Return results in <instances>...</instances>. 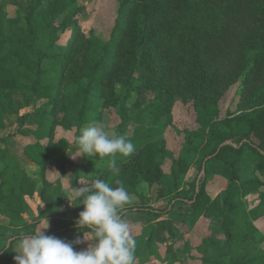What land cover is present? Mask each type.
<instances>
[{
  "label": "trees",
  "instance_id": "obj_1",
  "mask_svg": "<svg viewBox=\"0 0 264 264\" xmlns=\"http://www.w3.org/2000/svg\"><path fill=\"white\" fill-rule=\"evenodd\" d=\"M86 1L11 0L21 14L8 18L6 0H0V132L13 116L23 124L18 115L22 103L14 93L32 92L46 99L37 111L41 128L23 130L35 142L11 148L0 134V211L9 216L20 211L2 203L20 201L3 184L12 171L25 177L14 163L21 156L40 168V197L46 214H52L61 193L55 197L49 192L53 183L44 177L49 148L42 138L50 142L58 125L79 130L86 123H101L109 131L106 121L113 111L118 117L114 131L131 140L134 152L117 154V173L110 168L111 157L86 154L74 167L75 178L85 179L83 184L98 178L113 187L122 183L130 200L137 202L127 204L122 216L142 213L144 225L172 209V201L188 199L192 207L203 196L208 201L210 184L223 180L227 188L211 210L223 215L221 225L230 243L238 238L254 246L215 264H264V253L253 252L261 236L252 223L264 210V0H115L116 16L107 33L83 30L80 16ZM135 77L139 92L151 89L155 95L145 107L136 102L132 109L125 99ZM236 83L237 114L221 116L220 97ZM178 100L192 105L197 127L184 130L176 155L167 147L164 132ZM239 123L248 129L239 132ZM198 130L205 132L204 140ZM194 163L198 192L194 188L191 196H181ZM212 165L220 171H212ZM142 180L158 196L172 195L169 205L150 207L149 197L137 188ZM231 214H238L241 222ZM155 228L151 225L149 242ZM76 230L71 223L53 227L47 235L60 238ZM12 236L10 246L0 249V264L14 262Z\"/></svg>",
  "mask_w": 264,
  "mask_h": 264
},
{
  "label": "rangeland",
  "instance_id": "obj_2",
  "mask_svg": "<svg viewBox=\"0 0 264 264\" xmlns=\"http://www.w3.org/2000/svg\"><path fill=\"white\" fill-rule=\"evenodd\" d=\"M116 8L117 2L115 0L86 1L85 10L80 16L83 30L97 32L100 28L105 33L109 32L116 16ZM4 11L8 18L21 14V11L11 0H6ZM133 82L134 86L127 90L125 103L132 109H136V102L141 107H145L153 99L155 91L145 89L139 92L137 88L138 78L135 77ZM238 85L239 83L230 86L220 97L221 116L237 114L236 91ZM13 96L22 103L18 115L23 117V124H21L22 121L17 119V116H13L9 121L11 125L0 132L2 136H6V145L11 148L17 147V144L25 145L36 141L33 135H28L23 130L36 131L41 128L37 111L44 107L46 101L42 97L33 95L32 92L23 93L18 91ZM24 99L25 104L23 105ZM172 116V123L166 127L164 133L167 147L177 155L183 141L184 130L186 128H196L197 124L194 121V109L189 102L176 101L172 107ZM117 122L118 117L112 111L108 121H106L110 134L114 131ZM87 125L90 124L86 123L80 129ZM247 129L248 126L245 123H239L237 127L239 132H244ZM79 130L76 128L64 129L58 125L55 127L54 136L50 142L46 137L41 140V143L48 145L49 148V159L44 169V177L53 183L49 187V192L55 197H58V194L61 193V197L54 204L50 215L46 214L45 205L40 197L42 186L41 176L39 175L40 168L31 162L25 161L21 156H17L14 163L25 174V177L22 178L21 174L12 171L3 187L12 191L20 198V201L13 203L14 201L9 202L10 199L4 200L2 205L11 207L14 211H20L18 214L13 213L11 216L2 210L0 211V249L13 237L12 235L15 236L13 243V248H15L21 237L20 234L39 232L42 227L46 226V222L47 228L42 229L45 234L53 227L74 223L82 209L80 205L71 206L66 198L70 196L72 189L78 186L77 184L82 185L85 182L83 178H75L74 172L75 165L80 163L84 157L75 155L77 148L74 145L73 137L79 135ZM198 136L200 140H204L205 132L198 130ZM166 164L169 165L170 162L167 161ZM197 164L194 163L187 171L180 188L181 196H191L194 188L196 191L194 185L198 174ZM211 169L214 172L220 171L214 165ZM137 188L140 193L149 197L147 204L152 208H165L172 200V195L158 196L154 187L146 181L142 180ZM226 188L227 185L223 180L215 179L209 186L211 197L208 201L203 196L196 207H192L188 199L185 202L182 200L172 201V209L154 217L152 219L154 221L146 225L143 224L144 214L127 212L123 218L132 226V235L137 240L135 264H215V262L221 260L230 261L233 256L248 252L254 246L253 242L251 240L242 242L238 238H234L230 243L226 238L225 231L222 229L223 215L217 210H211L214 208L213 204L216 200L220 199L221 201L222 193ZM133 203L136 204L137 202L130 200L127 206ZM250 206H252V203L248 202V207ZM231 217L233 220L241 222L238 214H231ZM252 220L257 228L258 236H261V241L255 245L257 250L253 249V252L261 251L264 253V210H260L258 216ZM151 225H155L156 228L152 234V241L149 242ZM80 236L81 233L76 230L74 232H63L60 238L71 242ZM87 244L88 241H83L78 245L74 244L73 247L74 250H78L80 247L84 249ZM172 253L178 256L177 259L172 258ZM10 264H15V261Z\"/></svg>",
  "mask_w": 264,
  "mask_h": 264
},
{
  "label": "clouds",
  "instance_id": "obj_3",
  "mask_svg": "<svg viewBox=\"0 0 264 264\" xmlns=\"http://www.w3.org/2000/svg\"><path fill=\"white\" fill-rule=\"evenodd\" d=\"M75 155L111 157L110 168L119 171L117 154L125 157L134 152V145L124 135L105 130L101 123L87 125L73 137ZM73 155V156H75ZM66 198L73 207L82 205L74 220L81 236L71 242L39 232L23 235L13 249L15 264H135L137 240L132 226L123 218L121 210L130 202L124 185L113 187L103 179L90 184H77ZM89 229L86 235L80 229ZM88 241L86 248L74 250L73 245Z\"/></svg>",
  "mask_w": 264,
  "mask_h": 264
},
{
  "label": "water",
  "instance_id": "obj_4",
  "mask_svg": "<svg viewBox=\"0 0 264 264\" xmlns=\"http://www.w3.org/2000/svg\"><path fill=\"white\" fill-rule=\"evenodd\" d=\"M202 172H204V168L202 169ZM198 187H199V184L197 183V184H196V193L198 192ZM194 200H195V197L193 198L192 201H194ZM12 240H13V238H10V239L7 241L5 248H8V247L10 246V243H11Z\"/></svg>",
  "mask_w": 264,
  "mask_h": 264
}]
</instances>
